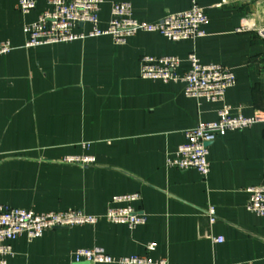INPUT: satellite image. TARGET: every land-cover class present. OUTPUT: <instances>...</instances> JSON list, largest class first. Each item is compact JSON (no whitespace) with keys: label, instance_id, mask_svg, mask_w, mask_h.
<instances>
[{"label":"crops","instance_id":"1","mask_svg":"<svg viewBox=\"0 0 264 264\" xmlns=\"http://www.w3.org/2000/svg\"><path fill=\"white\" fill-rule=\"evenodd\" d=\"M19 1L0 0V41L13 46L0 57V207L84 211L99 221L32 241L23 235L12 242L7 264H73L76 250L93 248L145 256L150 243L157 245L151 258L171 264H264V217L247 211V189L264 183V123L216 139L206 178L170 169L167 156L186 143L185 132L216 121L222 104L187 98L182 82L140 77L144 56L179 57L182 74L195 53L202 64L234 72L225 97L234 113H264V0H105L101 28L115 2L131 3L133 17L149 23L197 3L209 18L206 35L171 42L139 33L125 45L103 36L29 49L24 27L50 0H35L28 14L17 11ZM85 156L95 162H66ZM135 193L145 225L130 229L104 219L114 197ZM218 237L224 243H215Z\"/></svg>","mask_w":264,"mask_h":264},{"label":"built area","instance_id":"2","mask_svg":"<svg viewBox=\"0 0 264 264\" xmlns=\"http://www.w3.org/2000/svg\"><path fill=\"white\" fill-rule=\"evenodd\" d=\"M49 9L43 12L37 21L26 25L25 47L35 48L45 45H57L84 41L88 38L111 37L115 45H125L130 38L139 33H156L171 42L193 41L203 38L204 27L209 18L205 10L197 3L184 12L167 15L156 22H141L133 17L132 4L115 2L111 7V18L105 28H101L100 14L105 0H50ZM35 0H20L17 11L28 14L35 10ZM89 25L90 30H79ZM264 38V28L259 31ZM13 50L10 41H0V57ZM190 69L178 73L181 60L176 56L151 57L141 59L140 77L145 80L163 83H184L187 98L208 103H221L216 121L200 123L185 132L186 143L179 145L174 153L167 156V167L185 172L195 170L203 177L210 173L208 160L210 143L225 137L229 132L242 131L257 123H264V113L245 117L234 113L230 105L225 104L226 93L235 86L234 72L222 65L202 64L195 53L188 56ZM69 164L86 167L95 162L93 157H69ZM250 195L247 211L264 217V183L247 189ZM141 200L138 193L116 196L112 206L103 216L111 224L125 225L130 229L143 226L146 215L133 205ZM211 224L217 220L213 207L207 210ZM99 221L98 216L87 215L84 211H65L35 213L31 210L0 207V264H7L13 255L12 242L25 235L29 241L40 238L46 231L93 226ZM223 237L214 239L217 244L224 243ZM156 243L147 245L145 256L114 257L103 249H78L72 255L73 264H171L166 259H152L149 255L156 250Z\"/></svg>","mask_w":264,"mask_h":264},{"label":"water","instance_id":"3","mask_svg":"<svg viewBox=\"0 0 264 264\" xmlns=\"http://www.w3.org/2000/svg\"><path fill=\"white\" fill-rule=\"evenodd\" d=\"M212 143L208 144L207 146H210Z\"/></svg>","mask_w":264,"mask_h":264}]
</instances>
